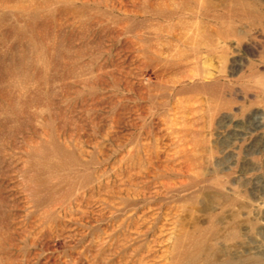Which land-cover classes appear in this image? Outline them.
<instances>
[{"label":"rangeland","instance_id":"obj_1","mask_svg":"<svg viewBox=\"0 0 264 264\" xmlns=\"http://www.w3.org/2000/svg\"><path fill=\"white\" fill-rule=\"evenodd\" d=\"M0 264H264V0H0Z\"/></svg>","mask_w":264,"mask_h":264}]
</instances>
